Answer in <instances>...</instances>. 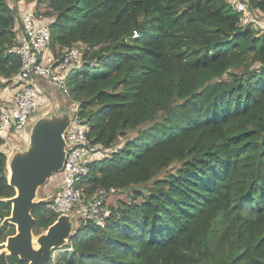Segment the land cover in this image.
Returning a JSON list of instances; mask_svg holds the SVG:
<instances>
[{
  "label": "trees",
  "instance_id": "trees-1",
  "mask_svg": "<svg viewBox=\"0 0 264 264\" xmlns=\"http://www.w3.org/2000/svg\"><path fill=\"white\" fill-rule=\"evenodd\" d=\"M11 1L0 0V89L21 68ZM25 1L57 61L82 49L67 86L99 153L86 197L128 193L104 225L74 209L60 248L77 264H264V29L240 28L228 0ZM244 1L264 16V0ZM7 162L0 150V243L16 234L3 223L16 195ZM32 215L36 236L59 218L46 203Z\"/></svg>",
  "mask_w": 264,
  "mask_h": 264
},
{
  "label": "built area",
  "instance_id": "built-area-1",
  "mask_svg": "<svg viewBox=\"0 0 264 264\" xmlns=\"http://www.w3.org/2000/svg\"><path fill=\"white\" fill-rule=\"evenodd\" d=\"M230 7L240 15L238 26L246 28L259 24L244 0H228ZM14 46L9 50L21 60V68L14 78L16 88L10 93V100L3 105L0 113V138L5 141L21 135L29 120L48 104L43 92L38 88L40 81L58 84L67 96V76L70 68L81 62L82 49L67 50L61 61H57L50 50V26L33 9L21 11L18 15ZM5 83L6 80L1 78ZM70 97V96H69ZM74 114L69 111V125L63 133L65 140V160L58 172L61 190L54 201L46 203V209L61 215H69L74 209L85 222L104 225L113 214L110 201L119 195L115 188H102L93 197L85 195L82 182L90 172V163L99 153H94L88 137V128L79 116L80 105L76 101Z\"/></svg>",
  "mask_w": 264,
  "mask_h": 264
},
{
  "label": "water",
  "instance_id": "water-1",
  "mask_svg": "<svg viewBox=\"0 0 264 264\" xmlns=\"http://www.w3.org/2000/svg\"><path fill=\"white\" fill-rule=\"evenodd\" d=\"M69 120L68 112L60 118L52 116L51 121L39 120L32 129L30 147L10 162L9 184L16 189V195L8 200L12 205L11 215L3 223L15 225L17 232L6 242L0 243V264H10L8 255H16L27 264H50L55 249L62 247L71 235V217L61 215L45 233L36 238L39 247H34L35 218L32 210L45 204L44 200H36L37 192L63 166V133Z\"/></svg>",
  "mask_w": 264,
  "mask_h": 264
},
{
  "label": "rangeland",
  "instance_id": "rangeland-1",
  "mask_svg": "<svg viewBox=\"0 0 264 264\" xmlns=\"http://www.w3.org/2000/svg\"><path fill=\"white\" fill-rule=\"evenodd\" d=\"M28 3V2H27ZM259 24H255L254 27L257 29H264V16L262 14L261 17L258 18ZM82 62V61H81ZM80 62V63H81ZM0 81L4 83L1 79ZM68 87V86H67ZM16 88V84L13 83L12 85L6 86L5 88L0 89V93L2 92L3 95H8L12 93V90ZM41 90L43 91V95L45 99H47L48 104L45 106V108L38 109V112L34 114L33 117L29 120L28 126L24 130V132L17 136L12 137L11 140L7 141L6 145L1 146L0 150L6 152L8 156V177L11 175L10 171V162L11 160L18 154H23L27 151V149L30 147V136L32 129L34 125L41 119H49L51 121L52 116H55V118H60L66 113V111H69L72 115L74 114V104L71 97V93L68 89L69 96H67L63 91L61 90L60 86L58 84L48 82V81H41ZM100 152L104 153V150H100ZM101 158V154H100ZM176 167H179L177 165ZM175 167V168H176ZM61 185V178L60 174L56 173L52 175V178L50 177L47 181V183L39 188L37 192L36 200H44L45 203L49 202L51 200V197H54L60 192V186ZM51 190L52 194H48L47 191ZM128 193H122L117 196H114L112 200L110 201L111 207L114 208L117 201L121 199H127ZM72 220V219H71ZM16 228V226H15ZM17 232V228H16ZM34 247L38 248V244L36 242V238L39 236L34 235ZM53 264H77L78 257L75 255V253L72 250H68L65 248H58L55 249L54 252V258L52 260Z\"/></svg>",
  "mask_w": 264,
  "mask_h": 264
},
{
  "label": "crops",
  "instance_id": "crops-1",
  "mask_svg": "<svg viewBox=\"0 0 264 264\" xmlns=\"http://www.w3.org/2000/svg\"><path fill=\"white\" fill-rule=\"evenodd\" d=\"M11 2H12V5L16 7L18 15L20 14L21 11L33 8V5L30 3H27L25 0H14ZM40 87H41V81L38 84V88L40 89L41 92H43ZM8 100H10V94L3 95V93L1 92L0 93V104H3ZM47 193L50 195L52 194V191L48 190Z\"/></svg>",
  "mask_w": 264,
  "mask_h": 264
}]
</instances>
